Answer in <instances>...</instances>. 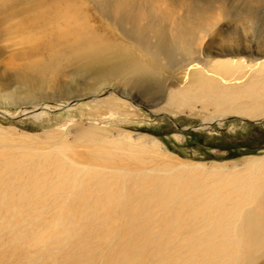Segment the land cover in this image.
<instances>
[{
    "label": "rangeland",
    "instance_id": "rangeland-1",
    "mask_svg": "<svg viewBox=\"0 0 264 264\" xmlns=\"http://www.w3.org/2000/svg\"><path fill=\"white\" fill-rule=\"evenodd\" d=\"M93 39L135 50L145 85L65 61ZM235 116L264 119V0H0V264H264L237 225L252 203L207 214L192 193L217 174H257L251 159L264 165V122ZM209 120L222 121L201 127ZM26 153L41 156L17 159ZM48 153L66 169L38 166ZM104 153L123 160L102 164ZM182 162L204 166L178 195L165 175ZM90 171L111 177L104 204L75 202L94 190L81 181Z\"/></svg>",
    "mask_w": 264,
    "mask_h": 264
},
{
    "label": "bare ground",
    "instance_id": "bare-ground-1",
    "mask_svg": "<svg viewBox=\"0 0 264 264\" xmlns=\"http://www.w3.org/2000/svg\"><path fill=\"white\" fill-rule=\"evenodd\" d=\"M218 17H219V13H216L211 19H209L205 24V27H206L205 29H209L210 27H215L217 25ZM207 31H205V33ZM207 35L208 34L199 35V37L202 40ZM182 39L183 40L185 39V41L188 40L185 37V32L182 36ZM82 45L83 46L73 50L70 53V55H68L65 58V61L68 64L72 63L75 65V67L73 66L75 69H78L81 67H89L95 63H98L99 64L98 69L106 74H115L119 71H125L128 75V79H126L127 82H130V83L133 82L134 84L141 85V86L145 85V82L148 76L146 72H148V69L144 67L142 64H140L139 62H137L131 56L132 52L137 53L135 50L132 49L130 53H127L131 50V48L127 47L128 49H126L123 46H118L115 44L114 45L102 44L96 41L95 39L90 40V41L84 40L82 42ZM108 49L118 50L121 53V55L117 57L115 60H111L108 57V54L111 51ZM225 80L226 79H224L223 82H225ZM230 83L231 82H229V84ZM212 87H214V85H212ZM235 107H237V105L231 102H228L226 105L227 110H229L230 108H235ZM222 108L223 106L220 107V109ZM256 108L257 107L253 108V106L249 107L250 110H254ZM25 112L27 111H24V113ZM43 112L44 111H41V110L40 111L35 110L33 115L39 116ZM87 137L86 138L88 140H92V142L90 141L91 143H93V140L97 139V138L91 139L89 138V136ZM156 146H159V144H156ZM58 153L60 152L58 151ZM40 156L41 154L31 155L29 153H26L22 155L18 154L16 157L17 159L21 161H30V160L38 159ZM102 158H105L102 164H107L106 162L115 163L114 159H119L120 161L123 160L122 158H119L112 153H104L103 155L100 156L99 160L102 161ZM37 162H38V166L43 165L42 168L44 170L49 169L50 165H52V167L58 168L60 172L66 169L64 168L66 167V165L62 162V160L52 153L44 154L42 159L38 160ZM203 166H204L203 163L182 162V167H184L183 169L182 168L177 169V170L175 168L167 169L168 173L167 175H165V177L168 179L167 186L169 188H173L172 192L174 194L179 195L181 192L186 190L192 183L191 175L196 176V174L198 173L195 171L189 172L188 170L191 169L192 167L200 169V167H203ZM178 167H180V165ZM245 167L249 171L256 170L258 171V173L244 175V176H248L245 178L243 177V175L234 174L236 172H232L228 175L227 174L225 175L217 174L214 176V183L208 184L207 186L199 184L192 189V193L197 194L195 196V199L198 204H203L202 202L205 201L202 207L204 208L203 212L207 214H214L218 212L220 209H223L225 211L231 210L241 201H249L250 203H252V204H249L252 206V209L248 213L239 214L236 216L240 218L237 225H239L240 223L241 225H243V228L240 230L241 234L242 232L246 234L245 237L243 236V234L241 235L243 239L253 241V243L256 244L255 247L257 248L264 247V165L262 166V164L259 163V159H251L249 160L248 164ZM31 169H32L31 165H27L22 168L23 171H30ZM162 172H164L163 169H162ZM182 175H184L185 178L179 179V177ZM29 176L31 177V180L30 181L24 180V182L26 183L24 186L30 187L35 184L33 179L36 176L34 175H29ZM97 180L98 182H96ZM81 181L86 183L89 189H94V190L77 191V200H75V202H78L79 205H84L85 203V202H82L81 199L83 200L90 199L88 201L92 202V204H97V205L104 204L106 201L110 200L109 198L115 195L116 189L112 185L110 175L109 177L102 178L101 175H99L98 173L90 171L87 174V176ZM151 182L152 181L150 180H144L141 183L150 184ZM74 183H76L75 177H74ZM96 188H100V190H95ZM220 188L224 189L222 191V194L218 192V189ZM79 194L81 198L78 197ZM19 195L21 196V193ZM87 195L89 196L88 198L83 197ZM156 195L157 197L163 196V191L158 188L156 191ZM152 199L153 200L156 199V196H153ZM7 200L8 199H6V201ZM129 201L130 200H126L125 203H128ZM144 204L145 203L143 202H138L135 205H129L127 210H131V209L137 210L143 207ZM93 207H96V206H93ZM185 208L187 209L189 207H185V206L184 207L183 206L172 207L173 210H182V209L184 210ZM258 234L262 236H259Z\"/></svg>",
    "mask_w": 264,
    "mask_h": 264
},
{
    "label": "water",
    "instance_id": "water-1",
    "mask_svg": "<svg viewBox=\"0 0 264 264\" xmlns=\"http://www.w3.org/2000/svg\"><path fill=\"white\" fill-rule=\"evenodd\" d=\"M69 103H65L64 105H63V107H67V105H68ZM141 104H139V106H140ZM142 107V106H141ZM234 118H237V119H240V120H242V121H245V122H248V123H252V124H257V123H263L264 122V119H252V120H250V119H247V118H241V117H238V116H235ZM170 120L175 124V126H176V128L178 129V130H185V129H195V127H181V126H179V125H177V123H176V121L174 120V119H172V118H170ZM223 120V119H222ZM222 120H215V121H209L208 123L206 122V123H203L202 125H201V127H205V126H208V125H210V124H214L215 122H221Z\"/></svg>",
    "mask_w": 264,
    "mask_h": 264
},
{
    "label": "trees",
    "instance_id": "trees-1",
    "mask_svg": "<svg viewBox=\"0 0 264 264\" xmlns=\"http://www.w3.org/2000/svg\"><path fill=\"white\" fill-rule=\"evenodd\" d=\"M250 144L247 143V141H243V142H236V141H228L225 142V144L223 145V147L227 148V149H231V148H242V147H249Z\"/></svg>",
    "mask_w": 264,
    "mask_h": 264
}]
</instances>
